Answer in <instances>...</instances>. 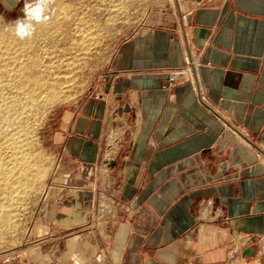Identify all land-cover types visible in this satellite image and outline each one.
Returning <instances> with one entry per match:
<instances>
[{"label":"crops","instance_id":"crops-1","mask_svg":"<svg viewBox=\"0 0 264 264\" xmlns=\"http://www.w3.org/2000/svg\"><path fill=\"white\" fill-rule=\"evenodd\" d=\"M151 8L60 130L45 200L117 264H264V0Z\"/></svg>","mask_w":264,"mask_h":264},{"label":"rangeland","instance_id":"rangeland-1","mask_svg":"<svg viewBox=\"0 0 264 264\" xmlns=\"http://www.w3.org/2000/svg\"><path fill=\"white\" fill-rule=\"evenodd\" d=\"M38 1L47 4L44 0H18L15 3L0 0V32H10L18 37L17 21L24 18L23 21L33 24L29 16L21 12L22 9ZM60 1L58 11L63 10L64 15L60 16L58 30H52L48 37L40 39V52L45 55L43 59L46 63L55 66L68 55V37L87 40L90 44L86 58L88 69L84 74H79L80 79L67 98L60 97L56 102L39 99L36 104L28 103L25 108L27 114L20 115L21 126L16 121L11 122V127L8 126L10 135L30 137L27 151L40 160L41 176L30 182L29 187L23 190L24 194L18 196L19 199L15 196L13 208L9 210L13 212L6 214L8 217L5 221H0V264H117L102 247L101 235L91 232L90 223L86 224L83 216L54 218L58 207L50 205L51 201L45 200V194L60 153V130L65 127L70 114L99 84L121 42L134 33L150 11H154L151 6L155 0ZM53 8L54 3L50 2L42 10L50 15ZM32 29L34 38L36 26H32ZM96 34L100 35L95 38ZM19 39L20 42L25 40ZM22 63L25 67L32 64L24 60ZM33 76L34 72H31L30 78ZM32 134L33 138L30 136ZM8 152L5 145L0 143V156L7 159ZM46 207L50 210L46 211L47 217L44 218ZM62 210L68 211L67 207ZM99 223H96L98 228Z\"/></svg>","mask_w":264,"mask_h":264},{"label":"bare ground","instance_id":"bare-ground-1","mask_svg":"<svg viewBox=\"0 0 264 264\" xmlns=\"http://www.w3.org/2000/svg\"><path fill=\"white\" fill-rule=\"evenodd\" d=\"M44 1L47 4L54 3L50 15L42 10L47 4H42L41 1L28 4L22 9L24 16H29L28 19L33 23H26L22 20L24 18L16 22L17 34L20 27H23L25 35L18 34V37H15L10 32H0V143L9 150L7 159L0 156V221H5L7 215L13 212L10 211L15 196L18 198L23 195V190L29 187L30 182L40 179L41 176L40 160L33 158L27 151L30 147V137L27 134L28 137H17L12 135V132L10 135L8 126L14 121L21 126L20 115L26 113L25 108L28 103L36 104L39 99L56 102L60 97L67 98L80 79V75L88 69L86 58L90 44L87 40H77L71 36L66 40L68 55H65L67 57L60 62L61 64L51 66L44 61L45 55L40 52V39L53 33L52 30L57 31L60 16L64 15L63 10L58 11L60 0ZM34 25L35 37L32 38ZM99 35L96 34L95 38ZM19 38L25 40L20 42ZM76 49L78 50L75 51ZM23 60L32 64L25 67ZM31 72H34L33 78H30ZM21 130L24 128L21 127ZM30 136L33 138V134Z\"/></svg>","mask_w":264,"mask_h":264},{"label":"built area","instance_id":"built-area-1","mask_svg":"<svg viewBox=\"0 0 264 264\" xmlns=\"http://www.w3.org/2000/svg\"><path fill=\"white\" fill-rule=\"evenodd\" d=\"M194 72L195 66L193 64H188L185 68L169 72L167 76V85L163 86V89H167L172 84H174L177 77H186L187 80L192 84Z\"/></svg>","mask_w":264,"mask_h":264},{"label":"water","instance_id":"water-1","mask_svg":"<svg viewBox=\"0 0 264 264\" xmlns=\"http://www.w3.org/2000/svg\"><path fill=\"white\" fill-rule=\"evenodd\" d=\"M253 254V249L252 248H247L246 250H244V252L242 253L243 257H249Z\"/></svg>","mask_w":264,"mask_h":264},{"label":"clouds","instance_id":"clouds-1","mask_svg":"<svg viewBox=\"0 0 264 264\" xmlns=\"http://www.w3.org/2000/svg\"><path fill=\"white\" fill-rule=\"evenodd\" d=\"M18 34H20V35H25L26 34L23 27H20Z\"/></svg>","mask_w":264,"mask_h":264}]
</instances>
